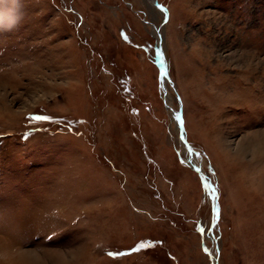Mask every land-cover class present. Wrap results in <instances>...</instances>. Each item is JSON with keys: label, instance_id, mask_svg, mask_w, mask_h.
<instances>
[{"label": "rangeland", "instance_id": "374dc122", "mask_svg": "<svg viewBox=\"0 0 264 264\" xmlns=\"http://www.w3.org/2000/svg\"><path fill=\"white\" fill-rule=\"evenodd\" d=\"M156 1L0 32V264H264V0Z\"/></svg>", "mask_w": 264, "mask_h": 264}, {"label": "bare ground", "instance_id": "6f19581e", "mask_svg": "<svg viewBox=\"0 0 264 264\" xmlns=\"http://www.w3.org/2000/svg\"><path fill=\"white\" fill-rule=\"evenodd\" d=\"M158 6H159V4H158V2L156 0H150V7H151L150 15H151V19L153 21L156 20L157 14H160V10L158 11L156 9V7H158ZM170 13H171V10L169 9V14ZM153 33L158 37V42H157L158 43V45H157V60H158V63L160 64V68H161V78L160 79H161V86H162V89L164 91V97H165V100H166V105H167V108H168L171 116L175 120H177V122H178V120H179L178 112L173 107L172 99H171V97L169 95L168 86H167L166 70H165V64H164V59H163L164 57L162 55V52H163L162 50L164 49L163 48V46H164L163 30L159 29L157 27H153ZM181 141H182V146H183V153H184L186 159L192 165H195L199 169L200 173L203 175V178H206V176L203 174V169L201 168L200 164H196L192 160L191 153H190L189 149L187 148L185 140L182 139ZM205 183L209 184V182L207 180H206ZM214 214L216 215V211H215ZM213 227H214V225H213Z\"/></svg>", "mask_w": 264, "mask_h": 264}, {"label": "clouds", "instance_id": "9594fccd", "mask_svg": "<svg viewBox=\"0 0 264 264\" xmlns=\"http://www.w3.org/2000/svg\"><path fill=\"white\" fill-rule=\"evenodd\" d=\"M24 18L22 0H0V32L16 29Z\"/></svg>", "mask_w": 264, "mask_h": 264}, {"label": "snow or ice", "instance_id": "6c2138e0", "mask_svg": "<svg viewBox=\"0 0 264 264\" xmlns=\"http://www.w3.org/2000/svg\"><path fill=\"white\" fill-rule=\"evenodd\" d=\"M37 119H47V117H36Z\"/></svg>", "mask_w": 264, "mask_h": 264}]
</instances>
